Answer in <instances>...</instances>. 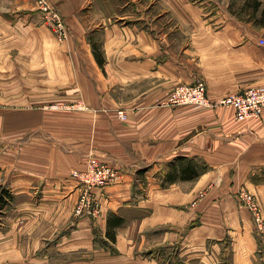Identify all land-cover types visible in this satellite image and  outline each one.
<instances>
[{
    "label": "crops",
    "instance_id": "1",
    "mask_svg": "<svg viewBox=\"0 0 264 264\" xmlns=\"http://www.w3.org/2000/svg\"><path fill=\"white\" fill-rule=\"evenodd\" d=\"M55 1L62 46L33 0H0V181L14 196L1 264H260L264 235L235 190L264 215V107L237 119L163 100L199 79L212 101L264 88V0L255 12L253 0ZM90 154L121 176L96 191V218L75 217L70 172ZM188 161L197 176L181 174Z\"/></svg>",
    "mask_w": 264,
    "mask_h": 264
},
{
    "label": "built area",
    "instance_id": "2",
    "mask_svg": "<svg viewBox=\"0 0 264 264\" xmlns=\"http://www.w3.org/2000/svg\"><path fill=\"white\" fill-rule=\"evenodd\" d=\"M34 6L42 24L48 26L58 40L69 39V26L56 5L50 0H34ZM257 43L264 47V36L259 37ZM163 105H220L233 108L237 119L258 117L264 107V88L252 87L212 101L207 94L204 80L199 79L190 84L176 85L163 100ZM118 113L121 119L125 118L123 111ZM70 174L77 180L81 189L73 208V216L87 215L96 218L99 215L100 206L96 191H102L108 185L119 180L121 176L119 167L96 154H90L85 167L72 169ZM236 192L239 200L251 212L257 228L264 230V215L256 195L244 186H240Z\"/></svg>",
    "mask_w": 264,
    "mask_h": 264
},
{
    "label": "trees",
    "instance_id": "3",
    "mask_svg": "<svg viewBox=\"0 0 264 264\" xmlns=\"http://www.w3.org/2000/svg\"><path fill=\"white\" fill-rule=\"evenodd\" d=\"M261 3L262 1L253 0L252 8L254 12L258 9ZM261 14L264 15V1H263V7L261 9ZM91 46H92L93 52L97 60L99 61V63L102 62L100 44L97 41L91 39ZM190 167H191V162L188 161V163L185 166L181 167V174L185 177L186 176L188 177L197 176L199 172L197 170H192V172H190ZM0 179H1V176H0ZM13 200H14V196L10 188L0 181V214L5 213V210L11 205ZM121 223H122L121 216L117 215L116 213H110L107 216L105 238H102L101 242L107 245H109V242H114L116 239V228ZM109 246L111 249H113L111 245ZM259 252L263 253V256H264V246L259 247Z\"/></svg>",
    "mask_w": 264,
    "mask_h": 264
},
{
    "label": "rangeland",
    "instance_id": "4",
    "mask_svg": "<svg viewBox=\"0 0 264 264\" xmlns=\"http://www.w3.org/2000/svg\"><path fill=\"white\" fill-rule=\"evenodd\" d=\"M34 1V0H33ZM54 5H56L57 7H58V5H57V3H56V1L55 0H50ZM70 1H81V3H84L85 1H87V2H96V1H102V0H70ZM109 2V1H111L112 3L114 2L115 4H118L119 2H120V5H124V3H127L128 2V0H104V2ZM102 3V2H101ZM98 5H99V3H98ZM102 5H103V8L104 7H107V5H105V4H103L102 3ZM114 5V4H113ZM115 6V5H114ZM35 7V6H34ZM59 8V7H58ZM60 10V9H59ZM37 13V12H36ZM62 14V13H61ZM37 16H38V18H36L35 17V20H37V21H40L41 22V20H40V18H39V15H38V13L36 14ZM64 17V16H63ZM42 23V22H41ZM57 39V38H56ZM91 40V39H90ZM92 40H94V39H92ZM96 41V40H95ZM57 42H59V46H62V44L63 43H65V42H67V40L66 41H60V40H58L57 39ZM240 188V186L235 190V197L239 200V198L237 197L238 195H237V190ZM240 201V200H239ZM240 203L242 204V202L240 201ZM243 205V204H242ZM245 206V205H244ZM9 208V207H8ZM6 219H7V216L5 217V213H2V214H0V264H1V262H3V257L4 256H12V255H14V252H13V250L14 249H12V248H8V247H4V242H3V238H7L6 236H4V237H2V235L4 234V233H2V227L4 226V223L6 224L7 223V221H6ZM255 223V222H254ZM2 224V225H1ZM264 225V224H263ZM255 227H256V230H257V233L259 234V235H264V230H260V229H258L257 228V226H256V224H255ZM263 247V246H262ZM11 254V255H10ZM264 258V256H262V259ZM261 259V261H259V263L260 264H264V261Z\"/></svg>",
    "mask_w": 264,
    "mask_h": 264
}]
</instances>
